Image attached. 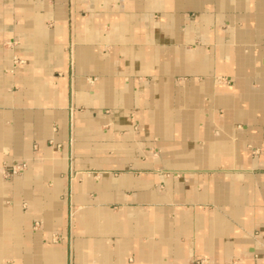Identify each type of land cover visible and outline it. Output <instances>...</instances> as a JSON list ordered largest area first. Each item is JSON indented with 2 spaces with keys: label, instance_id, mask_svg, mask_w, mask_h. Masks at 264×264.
<instances>
[{
  "label": "crops",
  "instance_id": "obj_1",
  "mask_svg": "<svg viewBox=\"0 0 264 264\" xmlns=\"http://www.w3.org/2000/svg\"><path fill=\"white\" fill-rule=\"evenodd\" d=\"M0 264H264V0H0Z\"/></svg>",
  "mask_w": 264,
  "mask_h": 264
},
{
  "label": "built area",
  "instance_id": "obj_2",
  "mask_svg": "<svg viewBox=\"0 0 264 264\" xmlns=\"http://www.w3.org/2000/svg\"><path fill=\"white\" fill-rule=\"evenodd\" d=\"M25 164H26L25 162H21V163L16 164L15 166L12 167L11 173H13V174L20 173L23 170V168L25 167Z\"/></svg>",
  "mask_w": 264,
  "mask_h": 264
}]
</instances>
